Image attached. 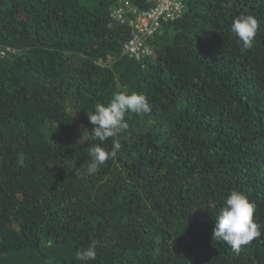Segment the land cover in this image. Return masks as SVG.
<instances>
[{"label": "trees", "instance_id": "16d2710c", "mask_svg": "<svg viewBox=\"0 0 264 264\" xmlns=\"http://www.w3.org/2000/svg\"><path fill=\"white\" fill-rule=\"evenodd\" d=\"M183 2L136 57L132 21L158 0H0V264H84L92 243L87 264H264V0ZM120 91L151 112L126 113L88 175V112ZM233 190L261 231L239 253L213 240Z\"/></svg>", "mask_w": 264, "mask_h": 264}, {"label": "clouds", "instance_id": "9594fccd", "mask_svg": "<svg viewBox=\"0 0 264 264\" xmlns=\"http://www.w3.org/2000/svg\"><path fill=\"white\" fill-rule=\"evenodd\" d=\"M258 28L259 21L253 14H241L231 24V31L242 43L244 50L253 47ZM128 112L150 113L151 105L147 97L139 92H116L106 104L96 103L94 111L88 112L89 121L94 125L91 139L101 142L89 147L91 162L87 166L88 175L96 173L109 158L116 156L121 147L119 142H114L110 151L101 145L128 128L129 125L125 120V115ZM255 207V203L246 193L233 190L215 219L213 240L224 242L234 252L239 253L242 246L251 243L261 235L260 227L254 220ZM96 256V243H92L76 253V258L84 264L94 261Z\"/></svg>", "mask_w": 264, "mask_h": 264}, {"label": "built area", "instance_id": "2783aa9c", "mask_svg": "<svg viewBox=\"0 0 264 264\" xmlns=\"http://www.w3.org/2000/svg\"><path fill=\"white\" fill-rule=\"evenodd\" d=\"M183 8V0H158L152 8L138 12L136 19L132 21L134 36L126 44V50L131 55L140 57L148 50L146 36L154 34L163 21L178 17ZM5 52L6 50L0 45V54H5Z\"/></svg>", "mask_w": 264, "mask_h": 264}, {"label": "rangeland", "instance_id": "374dc122", "mask_svg": "<svg viewBox=\"0 0 264 264\" xmlns=\"http://www.w3.org/2000/svg\"><path fill=\"white\" fill-rule=\"evenodd\" d=\"M123 11H124L123 8H118V9L114 10V14H115L116 16H121L122 13H123Z\"/></svg>", "mask_w": 264, "mask_h": 264}]
</instances>
